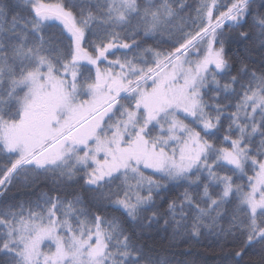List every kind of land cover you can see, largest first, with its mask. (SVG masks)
<instances>
[{"label": "snow or ice", "instance_id": "6c2138e0", "mask_svg": "<svg viewBox=\"0 0 264 264\" xmlns=\"http://www.w3.org/2000/svg\"><path fill=\"white\" fill-rule=\"evenodd\" d=\"M41 184L0 207V264H173L161 227L264 264V0H0V197Z\"/></svg>", "mask_w": 264, "mask_h": 264}, {"label": "trees", "instance_id": "16d2710c", "mask_svg": "<svg viewBox=\"0 0 264 264\" xmlns=\"http://www.w3.org/2000/svg\"><path fill=\"white\" fill-rule=\"evenodd\" d=\"M49 1V0H48ZM13 2H16V0H13ZM26 15V13H24ZM252 23V19H248V24L245 25V28L243 30H249V26ZM49 32L56 31V29H49ZM241 29H235V30H229L225 29L226 34H231V39L226 44V51L231 59L235 61V65L232 71V74L234 75L236 70L239 69L242 66H247L250 71L252 70H258L260 68L261 64V54L258 50V48H253L252 45L249 42L241 41L238 39V34ZM155 43V41H152ZM166 44L164 45V47ZM167 48V47H165ZM234 102V101H233ZM18 193L22 195H30L27 201H30L32 199V196L40 195L41 192H47L51 187L41 184L40 188L35 191H30L23 189L19 186H16ZM183 188H170L168 192L166 193L168 199H172L179 195V193L183 192ZM67 192H78V194H81L82 197L86 200L88 199L87 194L81 193V187H69L66 189ZM31 197V198H30ZM18 204L22 203L23 201H16ZM158 206L160 207L161 211H163L167 207L166 201L157 200ZM13 204V202H11ZM112 213V210H108V213ZM107 213V214H108ZM161 221V226H162ZM225 227H227V222L222 221ZM171 229H168L167 231H158L156 232L154 229L149 231H146V236L149 237L148 243L152 244L155 249V255L161 259V260H169L172 261L173 264H176L177 261L183 262V264H232L231 254H234L231 250L234 249L233 247H230L232 245L231 243V237H228L227 239V245L221 247L220 242H214L211 241V238L209 237H201L199 240H193L188 242H183L180 238H177L176 240H173L171 237ZM213 239H221V237H215L214 234ZM206 240H209V242L205 243ZM219 241V240H218ZM204 242L203 245H201ZM175 244L177 246L171 247L170 245ZM246 260H241L240 264H245Z\"/></svg>", "mask_w": 264, "mask_h": 264}, {"label": "bare ground", "instance_id": "6f19581e", "mask_svg": "<svg viewBox=\"0 0 264 264\" xmlns=\"http://www.w3.org/2000/svg\"><path fill=\"white\" fill-rule=\"evenodd\" d=\"M46 2H55V0H46ZM72 2H77V0H72ZM187 2L189 3V4H192V5H194L195 3H196V0H187ZM256 3H257V5L258 4H260L261 3V0H256ZM249 18H251V17H249ZM252 19V18H251ZM153 40H148L147 41V43H146V45L145 46H149V45H151V44H153L154 42H152ZM164 47V46H163ZM165 47H167V45L165 46ZM231 59H232V56H231ZM93 75H94V72H93ZM150 83V82H149ZM234 103V102H233ZM238 183L240 182V181H237ZM245 183H246V179H245V181H244ZM82 183V182H81ZM80 184H73L72 186L73 187H76V186H79ZM17 186H19V185H17ZM47 186H49V187H51V185L50 184H48ZM49 194H54V193H51L50 192V189L47 191ZM69 193H77L78 194V192H69ZM81 193L82 194H87L88 196H89V194H88V192L86 191V190H82L81 189ZM64 193H61V195H63ZM79 195H81V194H79ZM29 196L30 195H22V194H20V193H18V191H17V188H16V186H14L9 192H8V194L6 195V196H3V197H0V207H4V206H6V205H12L11 204V202H13V204H18L16 201H23V203H27L28 201V198H29ZM82 196V195H81ZM39 197V195H37V196H32V199H31V201H35L37 198ZM31 198V197H30ZM85 201H87V199L85 200ZM108 215H116V216H120V213L119 212H112V213H108ZM163 222V221H162ZM162 225H163V223H162ZM151 230H153V229H151ZM151 230H149V231H151ZM147 231V230H146ZM156 232H158L157 230H155ZM160 232L161 231H163V227H161L160 228V230H159ZM209 237V238H211V241H214L215 243L216 242H220V246L221 247H223V246H228L227 245V241L223 238V237H221V239H217V240H215V239H213L214 237H213V235L212 234H208L207 232H205V235L203 236V237ZM215 237H217L216 235H215ZM219 240V241H218ZM208 243L209 242V240H206L205 241V243ZM204 244V242L201 244V245H203ZM230 247H233L232 245H230ZM236 250H238L237 248H234V249H232L231 251L232 252H234V251H236ZM244 259L247 261L248 260V256L246 255L245 257H244Z\"/></svg>", "mask_w": 264, "mask_h": 264}, {"label": "rangeland", "instance_id": "374dc122", "mask_svg": "<svg viewBox=\"0 0 264 264\" xmlns=\"http://www.w3.org/2000/svg\"><path fill=\"white\" fill-rule=\"evenodd\" d=\"M101 67H103V65H101ZM94 72V71H93ZM246 179V178H245Z\"/></svg>", "mask_w": 264, "mask_h": 264}]
</instances>
